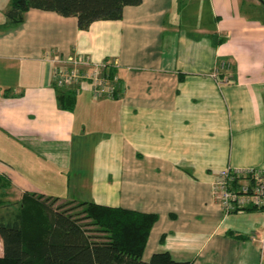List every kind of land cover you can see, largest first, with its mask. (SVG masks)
<instances>
[{
  "label": "crops",
  "instance_id": "0c3cea01",
  "mask_svg": "<svg viewBox=\"0 0 264 264\" xmlns=\"http://www.w3.org/2000/svg\"><path fill=\"white\" fill-rule=\"evenodd\" d=\"M260 15L264 0H142L86 30L38 9L2 21V194L62 188L51 195L156 213L144 260L168 251L192 264H264V211L224 215L211 190L226 167H264ZM47 53L109 62L119 93L63 87L75 105L60 108ZM43 171L67 176L41 188Z\"/></svg>",
  "mask_w": 264,
  "mask_h": 264
},
{
  "label": "trees",
  "instance_id": "16d2710c",
  "mask_svg": "<svg viewBox=\"0 0 264 264\" xmlns=\"http://www.w3.org/2000/svg\"><path fill=\"white\" fill-rule=\"evenodd\" d=\"M141 2L11 0L5 16L11 25L23 21L30 9L51 11L76 17L78 28L86 30L94 21L120 19L125 6ZM57 101L60 108L71 110L75 96L59 88ZM9 184L0 175V187ZM157 219L156 213L25 191L12 216L0 221V264H192L173 259L168 251L142 258Z\"/></svg>",
  "mask_w": 264,
  "mask_h": 264
},
{
  "label": "built area",
  "instance_id": "2783aa9c",
  "mask_svg": "<svg viewBox=\"0 0 264 264\" xmlns=\"http://www.w3.org/2000/svg\"><path fill=\"white\" fill-rule=\"evenodd\" d=\"M47 58L54 63V81L59 88L86 86L95 97L114 98L119 93V77L107 61H95L82 53L64 58L47 53ZM212 75L218 84L223 82L219 67ZM211 190L224 215L245 209L264 211V167H226L217 172ZM259 243L263 252L264 234Z\"/></svg>",
  "mask_w": 264,
  "mask_h": 264
},
{
  "label": "rangeland",
  "instance_id": "374dc122",
  "mask_svg": "<svg viewBox=\"0 0 264 264\" xmlns=\"http://www.w3.org/2000/svg\"><path fill=\"white\" fill-rule=\"evenodd\" d=\"M10 3H11V0H0V23L4 20H6V16H5V10L10 6ZM261 17H264L263 15H260ZM13 27H16V26H13ZM87 152H90L88 148L85 149ZM1 156V154H0ZM3 158V157H1ZM42 178L38 179L36 182L38 183V186H40L41 188H45L48 186V184L51 183L50 179L52 181H57L60 177L62 176H57L56 178H53L52 179V176L51 174L47 171H43L42 173ZM65 176H67V174H64L62 178H64ZM59 177V178H58ZM58 185V184H57ZM44 190V189H42ZM54 190V189H53ZM57 190V189H56ZM2 191H5L4 189H0V198L3 199L4 201V204L0 205V221L1 219L5 218H9L12 216L13 212L17 209L18 207V201L17 199H19L18 197H8V196H5L4 192ZM45 192H48L47 195H51L53 192H60L61 194H65V189H62V188H58L57 191H48V190H44ZM55 196V195H53ZM64 198L65 195H62ZM264 213V212H263ZM234 214V213H233ZM0 251H2V241L0 239Z\"/></svg>",
  "mask_w": 264,
  "mask_h": 264
}]
</instances>
